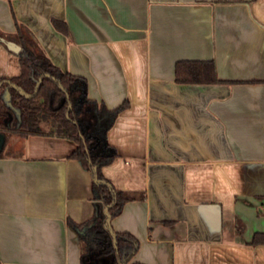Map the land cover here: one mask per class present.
I'll list each match as a JSON object with an SVG mask.
<instances>
[{
    "label": "crops",
    "instance_id": "1",
    "mask_svg": "<svg viewBox=\"0 0 264 264\" xmlns=\"http://www.w3.org/2000/svg\"><path fill=\"white\" fill-rule=\"evenodd\" d=\"M18 26L86 80L89 99L127 103L101 171L132 196L110 217L137 240L131 262L264 264V243H252L264 234V0H0V37L15 41ZM181 60H213L222 82H176ZM19 73L0 42V85ZM76 147L5 136L0 264H80L69 221L93 215L96 166L70 157Z\"/></svg>",
    "mask_w": 264,
    "mask_h": 264
},
{
    "label": "trees",
    "instance_id": "2",
    "mask_svg": "<svg viewBox=\"0 0 264 264\" xmlns=\"http://www.w3.org/2000/svg\"><path fill=\"white\" fill-rule=\"evenodd\" d=\"M54 24L66 31L65 26H59L55 21ZM13 39L22 45L18 52L20 73L10 79L11 84L0 85V132L5 136L10 133L22 137L54 134L72 139L77 147L70 157L85 166L89 160L91 165L96 166L98 180L92 183L93 215L81 223L69 221L82 244L80 264H104V261H107L106 264H141L130 261L137 240L128 233L114 232V245L104 227L103 206L112 203L109 213L113 217L120 212L125 201L132 199L127 193L114 189L101 171L117 155L105 140L106 132L127 103L108 109L103 103L89 99L86 96V80L56 67L36 47L23 26H18ZM174 76L178 83L222 82L216 75L213 60L177 61ZM39 79L37 91L33 94ZM12 84L32 96L22 95ZM42 122L49 124L50 131L43 130ZM252 243H264V234L256 233Z\"/></svg>",
    "mask_w": 264,
    "mask_h": 264
},
{
    "label": "water",
    "instance_id": "3",
    "mask_svg": "<svg viewBox=\"0 0 264 264\" xmlns=\"http://www.w3.org/2000/svg\"><path fill=\"white\" fill-rule=\"evenodd\" d=\"M0 42H2L9 50L15 52V53H18L21 49V46L19 44H17L15 41L13 40H10V39H7L5 37H0ZM47 76H49L48 74H46ZM40 82V79L38 80L37 84H36V87H35V91L33 94H35V92L37 91V88H38V84ZM13 87H15L22 95L26 96V97H30L32 96V94H28L26 93L25 91H23L22 88L18 87L17 85L15 84H12ZM60 88L62 90H64V88L62 87V85H60ZM4 143H5V135L0 132V152L3 150V147H4ZM93 169L95 170V167H93ZM96 181H98L96 179ZM112 205V203L108 204V205H105L104 208H103V214H104V227L108 230L110 236H111V239H112V243L115 245V233L114 231L112 230L111 226H110V213H109V207ZM107 261H104V264H106Z\"/></svg>",
    "mask_w": 264,
    "mask_h": 264
},
{
    "label": "rangeland",
    "instance_id": "4",
    "mask_svg": "<svg viewBox=\"0 0 264 264\" xmlns=\"http://www.w3.org/2000/svg\"><path fill=\"white\" fill-rule=\"evenodd\" d=\"M48 123L43 122V130H49Z\"/></svg>",
    "mask_w": 264,
    "mask_h": 264
}]
</instances>
